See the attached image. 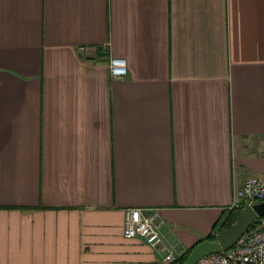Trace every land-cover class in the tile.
<instances>
[{"label": "crops", "instance_id": "crops-1", "mask_svg": "<svg viewBox=\"0 0 264 264\" xmlns=\"http://www.w3.org/2000/svg\"><path fill=\"white\" fill-rule=\"evenodd\" d=\"M255 175L264 0H0V264H180Z\"/></svg>", "mask_w": 264, "mask_h": 264}, {"label": "built area", "instance_id": "built-area-1", "mask_svg": "<svg viewBox=\"0 0 264 264\" xmlns=\"http://www.w3.org/2000/svg\"><path fill=\"white\" fill-rule=\"evenodd\" d=\"M86 51V48L82 49ZM109 69L114 78L124 77L128 70L126 60L111 57ZM264 201V176H249L242 180L234 189V197L229 211L252 207ZM157 214H148L142 208H130L126 211L123 235L126 238L140 237L155 247L162 241L160 232L155 225ZM165 260L175 263L178 258L169 252ZM196 264H264V217H259L228 250L212 253L201 257Z\"/></svg>", "mask_w": 264, "mask_h": 264}, {"label": "water", "instance_id": "water-1", "mask_svg": "<svg viewBox=\"0 0 264 264\" xmlns=\"http://www.w3.org/2000/svg\"><path fill=\"white\" fill-rule=\"evenodd\" d=\"M259 217H264V201L243 209L231 227L221 230L216 240L206 239L198 243L180 264H196L205 255L230 249Z\"/></svg>", "mask_w": 264, "mask_h": 264}, {"label": "trees", "instance_id": "trees-1", "mask_svg": "<svg viewBox=\"0 0 264 264\" xmlns=\"http://www.w3.org/2000/svg\"><path fill=\"white\" fill-rule=\"evenodd\" d=\"M241 213V210L240 209H236V210H233L231 212H228L224 217L223 219L221 220V224H220V230H223L225 228H228V227H231L235 222L236 220L238 219L239 217V214ZM216 231H217V227H215L213 233H211L207 239H210V240H216L217 239V234H216ZM195 247V246H194ZM190 248L188 249L181 257L180 259V263L184 262L185 259L188 257V255L191 253V251L193 250V248Z\"/></svg>", "mask_w": 264, "mask_h": 264}, {"label": "rangeland", "instance_id": "rangeland-1", "mask_svg": "<svg viewBox=\"0 0 264 264\" xmlns=\"http://www.w3.org/2000/svg\"><path fill=\"white\" fill-rule=\"evenodd\" d=\"M239 216H240V214H239Z\"/></svg>", "mask_w": 264, "mask_h": 264}]
</instances>
